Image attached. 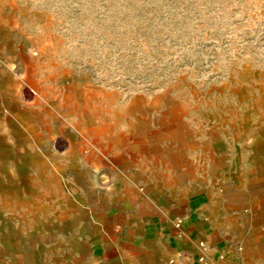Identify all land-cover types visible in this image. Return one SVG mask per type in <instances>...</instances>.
Segmentation results:
<instances>
[{
	"label": "rangeland",
	"instance_id": "1",
	"mask_svg": "<svg viewBox=\"0 0 264 264\" xmlns=\"http://www.w3.org/2000/svg\"><path fill=\"white\" fill-rule=\"evenodd\" d=\"M138 217L264 264V0H0V264H102Z\"/></svg>",
	"mask_w": 264,
	"mask_h": 264
},
{
	"label": "crops",
	"instance_id": "2",
	"mask_svg": "<svg viewBox=\"0 0 264 264\" xmlns=\"http://www.w3.org/2000/svg\"><path fill=\"white\" fill-rule=\"evenodd\" d=\"M172 157L177 159L178 154ZM145 219L138 217L133 221L123 238L124 246L108 247L103 252L102 264H166L169 258L173 264L175 255L180 257V264H186L184 259L190 252V244L180 240L172 228L159 226L153 218L151 221ZM85 260L86 264L96 262L88 255Z\"/></svg>",
	"mask_w": 264,
	"mask_h": 264
},
{
	"label": "built area",
	"instance_id": "3",
	"mask_svg": "<svg viewBox=\"0 0 264 264\" xmlns=\"http://www.w3.org/2000/svg\"><path fill=\"white\" fill-rule=\"evenodd\" d=\"M182 224V220H178L176 222V227H180ZM200 254L198 260L200 264H211L209 260V255L207 253V246L204 241L199 242Z\"/></svg>",
	"mask_w": 264,
	"mask_h": 264
}]
</instances>
